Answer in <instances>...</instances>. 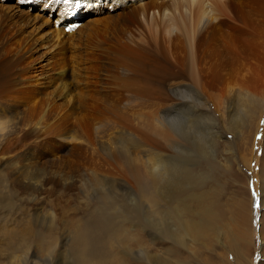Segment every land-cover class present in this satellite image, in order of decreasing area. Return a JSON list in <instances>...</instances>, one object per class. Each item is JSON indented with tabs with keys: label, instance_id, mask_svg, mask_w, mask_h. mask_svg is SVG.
<instances>
[{
	"label": "bare ground",
	"instance_id": "1",
	"mask_svg": "<svg viewBox=\"0 0 264 264\" xmlns=\"http://www.w3.org/2000/svg\"><path fill=\"white\" fill-rule=\"evenodd\" d=\"M79 2L95 5V8H86L95 15L81 24H63L62 20L74 8L76 0L71 5L63 0H0V168L6 165L18 167L17 170L33 167H23L16 162L28 154H34L32 165L38 163L34 166L43 168V159L58 161L54 159L63 156L70 148V142L77 147L87 145L91 140L87 128L80 122L70 123L69 119L77 118L89 109L86 98L91 90L106 96L112 89L111 80H120L125 89L132 92L128 100L143 102L155 98L160 103L163 101L164 105L159 107L163 114L160 121L156 124L154 119L149 120L148 129L155 127L163 141L169 140L164 144L161 142L163 146L177 143L178 135L174 133L173 123H169L166 117L170 112L183 109L187 103L172 93L179 88H191L189 80L220 78V67L223 66L224 75L228 68L257 55V32L241 13L242 0ZM119 5L120 8L117 7ZM34 7L38 10L34 11ZM47 12L48 15H45ZM55 14L57 18H52ZM249 94L251 97L246 96L249 100L247 110L260 106V99ZM113 96L118 98L116 93ZM112 98L106 97L114 105ZM201 105L199 115L207 116L210 111L205 112L208 108L206 103ZM199 107L195 109L197 114ZM260 149L258 147L257 151ZM211 153L213 157V151ZM17 172L14 169L11 175ZM137 175L142 195L146 197V204L152 213V218L146 219L157 226L159 238L172 243V254H176V246L191 250L189 236L193 235L191 230L198 226L185 220V210H194L182 202L184 194H189L192 201L199 198L198 193L190 190L200 185V177H191L186 166H178L168 154L158 160L154 172L147 178L142 177L140 171ZM4 177L1 178L4 183L0 184V205L7 204L6 216H12L10 222L15 223L16 217H27V214L20 205L5 202L8 198L6 192L12 191L14 186L6 175ZM171 204H175L174 209H171ZM94 208L89 210V216L84 213V216H79L72 230L71 243L77 255V264H128L124 263L121 254H131L126 253H129L127 249L117 251V245L134 239L131 229H128H135L136 225H132L134 221L128 214L126 217L119 212L117 215L104 211L96 213ZM202 212L197 211L201 224ZM25 233L26 227L23 231L16 229V235L21 238L25 237ZM40 239L44 245L49 244L44 236ZM13 246L21 247L15 243ZM140 253L144 254L141 259L155 264H177L178 261L170 258V263L169 260L160 263L157 254L151 255L144 247H140ZM30 257L27 253L24 258L30 264H37Z\"/></svg>",
	"mask_w": 264,
	"mask_h": 264
},
{
	"label": "rangeland",
	"instance_id": "2",
	"mask_svg": "<svg viewBox=\"0 0 264 264\" xmlns=\"http://www.w3.org/2000/svg\"><path fill=\"white\" fill-rule=\"evenodd\" d=\"M243 1L241 13L257 32V55L228 68L224 75L223 66L220 67V78L189 80L192 89L179 88L172 93L187 103L186 106L182 104L183 109L170 112L166 117L173 123L177 143L163 146L161 142L164 144L169 140L163 141L155 127L148 129L149 120L154 119L156 124L160 121L163 114L159 107L163 101L148 98L142 102L129 98L130 101L128 97L132 92L126 90L120 80H111L115 86L110 83L112 89L106 96L91 90L86 98L89 109L83 115L69 119L70 123L80 122L87 128L93 143L89 141L87 145L77 147L70 142V148L63 156L54 159L58 161L43 159V168L34 166L38 163L31 164L34 154L16 160L23 167L33 166L31 169L17 170L18 167L7 165L0 168V184L4 183L2 179L6 175L14 186L10 187L13 192H6L5 202L20 205L27 214V217H16L15 223L20 222V225L15 226L10 222L12 216H6L7 204L3 201L0 205V264H30L24 258L27 253L37 264H77L71 243L72 230L77 218L83 213L89 216L94 205L96 213L104 211L117 215L119 212L134 221L135 229L128 228L134 239L129 243H115L119 246L117 251L127 249L129 253H126L131 254H121L124 263L155 264L141 259L144 254L139 255L138 250L144 247L151 255L157 254L160 263L168 260L170 263L173 258V261H179L177 264H264V0ZM79 3L80 7L75 5L66 13L63 24H81L95 15L86 9L95 8V5ZM248 92L260 99V106L247 110L249 100L246 96L251 97ZM114 93L118 95L117 99ZM106 97H113L114 105ZM205 103L208 107L205 112H210L203 117L199 115L202 111L199 106ZM198 107L197 114L195 109ZM258 147L261 148L259 152ZM165 154L170 155L178 166H186L191 177L197 175L201 179L200 185L190 190L198 193L199 198L192 201L189 194H184L182 202L195 212L185 210V220L198 226L189 236L191 250L176 246V254L171 252L172 243L161 240L157 226L146 219L152 218V213L142 195L137 175L140 171L142 177L147 178ZM14 169L19 172L11 175ZM33 175L36 177L32 178ZM174 206L171 204V209ZM199 210L203 211V224L199 222ZM25 227V237L16 235L17 228L23 231ZM41 235L48 240V245L42 243ZM14 243L21 247L13 246Z\"/></svg>",
	"mask_w": 264,
	"mask_h": 264
},
{
	"label": "snow or ice",
	"instance_id": "3",
	"mask_svg": "<svg viewBox=\"0 0 264 264\" xmlns=\"http://www.w3.org/2000/svg\"><path fill=\"white\" fill-rule=\"evenodd\" d=\"M63 2H64L65 4H69V5H71L72 2H73V0H63ZM76 6H77V7H80L79 0H76Z\"/></svg>",
	"mask_w": 264,
	"mask_h": 264
}]
</instances>
